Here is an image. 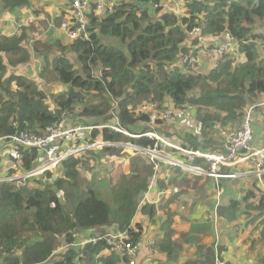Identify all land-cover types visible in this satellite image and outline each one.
Returning <instances> with one entry per match:
<instances>
[{"label":"trees","instance_id":"1","mask_svg":"<svg viewBox=\"0 0 264 264\" xmlns=\"http://www.w3.org/2000/svg\"><path fill=\"white\" fill-rule=\"evenodd\" d=\"M0 1L3 10L16 12L29 6L31 0ZM109 2L114 4L111 13L98 14L92 7L86 14L87 40L69 41L65 46L56 40L32 41L30 54L37 53L43 62L40 79L44 82L48 75H55L56 80L68 88L65 93L50 95L51 101L32 79L7 71L8 68L21 67L29 60V49L25 45L26 34L22 31V34L2 38L0 138L19 131L42 135L47 128L58 125L65 113H75L76 106L80 105V115L99 119L94 123L102 124H108L115 116L117 124L130 134L126 136L107 129L102 132L93 131L88 143L101 138L105 142L128 143L146 149L152 147L154 142L131 137L144 134L148 129L146 126L150 121L149 116L137 114L131 107L133 102L145 101L155 105L158 113L164 112L167 103L179 109L192 107L195 119L203 129L201 135L207 139L203 149L211 151L214 139H211L210 134L215 133L212 130L214 124L220 123L224 127L236 129L242 122L245 110L262 103L259 99L264 96V49L256 41L264 39V36L263 30L256 28L261 29L264 23V0ZM176 3L184 7L183 17L173 13ZM168 4L171 7L167 9L165 7ZM61 18L53 22L57 29L66 24ZM254 18L259 21L255 31ZM195 21L199 23L194 24ZM195 29H199L204 37L216 38L228 34L236 44L234 50H237L243 61L233 65L234 58L228 54L216 68H213L208 59L205 64L204 60L199 64L196 59L201 52L192 34ZM52 46L60 49L61 54L52 57ZM66 51L75 55L78 64L76 69L67 58ZM185 56H189L193 62L182 64V57ZM195 67L201 69L197 75L192 72ZM204 68L208 74L204 75ZM92 93L100 101L87 105V97H92ZM113 104L116 110L111 115ZM258 113L261 115L257 122L264 114V107L258 108ZM156 123L161 122L157 120ZM84 124L87 126L89 123ZM136 127H140V130ZM193 137L191 140L188 137V140L190 147L196 149V138ZM111 149L102 148L99 151L108 154ZM97 151L89 150V153L66 159L58 166L57 173L60 175H56L55 180L52 179L53 174L46 172L39 179H34L37 186L32 188H17L11 182H1L0 264L128 262L126 256L116 254L105 243H86L83 246H79V243L99 235L124 232H129L131 242L142 243L143 226L135 224L132 227V220L137 213L139 201L150 190L152 168L142 158H133L128 175L117 174L114 170L109 179L107 185L110 190L104 195H113L114 203L108 205L100 198L101 192L95 193L91 189H87L86 197L76 203L80 180L78 168L84 165L86 170H90V158ZM17 153L21 154L22 171L30 172L36 167L40 157L36 149H19ZM123 157L126 159L128 156ZM200 163L195 161V165ZM238 179H219L222 183L218 185L224 191L221 197V214L227 212L231 217L241 219L249 214L256 215V212L257 217H262L264 191L256 190L260 196L257 202L253 192H245L237 199L234 193ZM196 180L204 182L201 177ZM165 187V181L160 180L154 184L152 192H149L163 191ZM190 187L189 182L185 184V188ZM173 199L175 198L170 202ZM240 202L244 203V208ZM168 207L169 205L165 206L161 202L158 205H145L141 209L149 225L166 216L164 233L162 231L158 235L160 237L153 245L158 251L157 264H175L179 254L175 253V249L178 251L183 247L172 240L173 212ZM238 218L236 221H239ZM204 227H209V224ZM134 229L138 231L133 233ZM260 237L264 243V230ZM197 238L185 237L193 246L198 242ZM196 247L197 251L203 248ZM208 256L221 262L219 254L216 252L215 257L211 249Z\"/></svg>","mask_w":264,"mask_h":264},{"label":"built area","instance_id":"2","mask_svg":"<svg viewBox=\"0 0 264 264\" xmlns=\"http://www.w3.org/2000/svg\"><path fill=\"white\" fill-rule=\"evenodd\" d=\"M68 1L67 13L72 16L73 28L69 32L67 31V37L70 41L74 40H87L88 35L86 31V14L93 9L98 14L111 13L114 10V4L109 0H66ZM195 39L197 40V46L200 52L204 50V40L206 37L201 36L198 29L192 31ZM226 45L210 47V55L208 60L212 62L213 68L219 66L224 60L225 56L231 52H226L227 48L235 47V42L228 34H225ZM264 40V39H263ZM264 47V44H263ZM233 52V51H232ZM193 62L189 56L182 57V64H190ZM264 103L255 104L249 106L243 115L240 126L236 129H230L222 126L220 123L213 125L212 130L217 134L219 140L215 141V144L219 143L217 148L211 151H204V139L202 137V127L196 122L194 117V110L192 107L179 109L174 107L172 104L167 103V107L164 112L159 116L160 122H173L175 125H180L185 131H191L192 136L196 138L197 148H188L182 146H173L169 140L166 142L162 141V137H157L155 134H141L132 136V138L145 137L154 142L152 148L154 152H149L147 149H143L132 144L124 145L129 146L134 152H149L152 158H162L161 162L168 165H172L181 169L183 172L194 176L203 177L208 176L214 178L218 182L221 177H228L237 179L244 172L227 173L223 175L225 169L237 168L238 165H246L251 163L253 170L249 173H253L259 183H262L264 178V144L261 147H256L254 144V127L256 124V115L258 108H263ZM195 121H193V120ZM63 120L56 126L47 128L42 135H36L30 131H19L8 137L0 138V145L2 147L9 148L13 154L0 153V157L7 158V164L4 165L0 158V183L13 181L17 178L28 179L39 176L46 171H54L58 168L61 162L72 156L83 155L89 150H95L102 148L117 147L120 148L119 144L105 142L101 138H96L92 143H88L91 138L93 131H103L104 129L110 130L111 132L130 136L117 124V119L113 116V119L107 124L102 123H90L87 126L80 125L77 127H66ZM13 125H16L13 123ZM158 145H162L164 149L169 147L173 150L172 154H179V157L161 153ZM36 149L38 152L44 154L43 160L39 161V166L33 171L22 173L20 172V153H17L19 149ZM156 149V150H155ZM13 161L9 160V157ZM15 157V158H14ZM158 157V158H156ZM182 158V159H181ZM18 160L14 161V160ZM200 161L199 165H195V161ZM8 166V167H7ZM160 165L156 167V171ZM15 171L14 178H7L10 171ZM144 202L149 203L148 196L139 203L141 207ZM138 207V209H139ZM138 230L134 229L133 233ZM129 232L124 233H109L99 235L91 240L83 241L80 245L86 243L96 244L99 242L105 243L113 252L116 254L127 257L128 262L126 264H137L139 253L141 250V243H133L129 240ZM79 245V246H80ZM221 264V263H220Z\"/></svg>","mask_w":264,"mask_h":264},{"label":"crops","instance_id":"3","mask_svg":"<svg viewBox=\"0 0 264 264\" xmlns=\"http://www.w3.org/2000/svg\"><path fill=\"white\" fill-rule=\"evenodd\" d=\"M55 1L56 0H31L29 6L22 7L21 9L16 10V12L5 11V10H3V8L0 4V37L1 36H8V34H10V32H12L11 36H14L16 34H22L21 33L22 31H23V33L26 34L27 37L29 36L28 28H25V30H21L20 32H18L17 29L13 30V28L16 26L15 22L12 19L6 20V18H4V16L19 15V16H22L23 20H25L26 15L29 16L31 13L33 18H35L36 20H38L39 15L45 16V14H48V15H46L47 18H50V15L54 14L55 10H57L55 8V5L53 4ZM58 5L60 7L59 8L60 10L58 11V16L55 17L56 18L55 21H58L59 18L62 17L61 19L65 20V22L67 24L70 21L69 20L70 15L63 13V12H65V6H61L60 4H58ZM32 6H35V9L33 8L34 10H32ZM27 10H29V12ZM35 12H37V15H35ZM29 18H31L29 21H33L31 16H29ZM41 22H45V19L41 20ZM220 37L225 38L224 34L221 35ZM220 37H217L215 39L211 38L210 40H213V42H215L216 44L221 45V44H223L224 40H223V38H220ZM3 38H5V37H3ZM29 41H31V40H29ZM225 42H226V40H225ZM29 54H30V50H29ZM33 62L36 63V60L33 61L32 55L30 54L29 60L26 63H24V65H22L21 67L17 68L18 72H23L24 74H21V75H25L29 78L32 77L35 74L34 73H31V74L28 73V75H27V72L31 71L30 69L32 68ZM7 71H9V73H10V72H13L14 70L11 68H8ZM35 82L40 83V84H44V83H42V81L39 80L38 76L37 77L35 76ZM194 114H195V112H194ZM260 115H261V113H257V115H256V124L264 125V114L261 117V119L258 120V122H257V119L260 117ZM256 124H255V126H256ZM255 130H256V127L254 128V134L256 132ZM190 132L191 131H185L184 130L182 135H179V138H181L183 142L181 140H179V143L177 144L178 146L192 148V147H190L191 143L188 140V137L190 138V140H191V137H193ZM144 134H146V133H144ZM259 135H260L259 140H256L255 136H254V144L256 147L263 146L262 141L264 142V140H263L264 137L261 136V134H259ZM141 138H145V137H141ZM193 138H195V137H193ZM145 139H147L149 141L148 138H145ZM206 140L207 139L204 138L205 142H206ZM220 142L221 141H219V143H217V144L214 143V145L211 148H213V150H214L215 148L218 147ZM120 148H122V146H120ZM2 152H4L7 155L13 154L9 150V148H6V147L4 148L0 145V153H2ZM142 153H143V151H142ZM111 155H113V154H111ZM41 156L43 158L44 154L42 155L40 153V157ZM174 156L180 158V155L177 153L174 154ZM0 158L3 162V164L6 165L7 164V158L6 157H4V158L0 157ZM94 158H95V156H94ZM94 158L91 157L90 159L93 160ZM121 158H122V156H121ZM18 160L19 159H17L16 161L18 162ZM117 160H118V158L111 156V162L118 163ZM143 160H144L146 165L152 164L150 162V160H148V161L146 159H143ZM121 165H125L124 167H126V165H128L127 166V171H128L129 164H128L127 160H126V162H123ZM159 165L164 170L159 172V170H160V168H159L156 172L152 171L151 181H150V183H152V184L150 185L149 191L152 192L153 186H154V184L157 183V181H160V180L165 181V185H166L167 179H170L168 187L167 188L165 187V189L162 191L164 196L161 198V201L156 202L155 200H156V197L158 196L159 192L150 193L148 191L142 197V200L145 196H148L151 199V202H149V203L144 202V204L141 207H139L136 215L134 216V218L132 220V227L135 224H142V226H143L142 243H145V244L142 245V247H143L142 253L144 251L146 253H148L150 248L151 249L154 248L153 245L155 243V240H153V244H150V242H148L149 238L148 239L144 238V233L147 236V234H149L148 228L150 226H152V227L156 226V227H158V229L154 228V233L160 231V235H161L162 234L161 232L163 230H165L164 221L166 220V216L161 217L160 221H156L154 224L149 225L148 222L146 221V219L144 218V215L142 214L141 209L145 205H148V204L154 203L155 205H158L161 202H163V205H165V206L169 205L168 209L171 208V212H173V216L171 218V221H172V224H171L172 240L176 241L177 243H179L183 246L182 250L178 249V251H176V249H175V253H179L178 254V260L175 264H186L187 262H190L192 264H220V263L221 264H261L259 259H257V253L256 252H259L258 255H260V254H263V251L260 250V246L256 243H258L257 239H259L260 243H263L261 240L260 234H261V231L264 229L263 228L262 229H255V228H253L252 223H251V219H256L257 213L255 212L256 215L249 214V216H243L241 219L238 218L237 216L231 217V215H229L227 212H225V213L222 212V214H221L220 206L223 203V201L221 200L222 199L221 197L223 196L224 191L222 188H220L221 186L219 187L218 184L222 183L221 182V181H223L222 179L229 180L232 178L221 177V178H219L221 181L219 180L217 182L213 178L206 176L205 181H204L205 183L203 182V184L201 186H198V187H200V191H198L199 196L195 195L194 200H189V198L187 197V195L189 193L187 191H185V190H188V188H185V184H188V182H192V181H196V180H194L190 177H186L185 173L182 172L177 167L167 166L166 164H163V163L162 164L160 163ZM253 168H254L253 165L251 163H248V164L242 165V166L238 165L237 168L225 169L223 171L224 176L227 175V173H231V172H233V173L244 172L245 173V174H242L239 177H237V178H239L238 183L240 182V180H242L244 185L248 184L249 186L252 187V189H245V188L240 187L241 189L235 190L234 194L237 197V199H240L241 196L245 194V192H253L256 196L255 201L257 202V199L260 196L256 192V190L258 189V190L264 191V179H263V182L260 184L257 181L251 182L252 179L255 178V175L253 173H249L253 170ZM141 169H142V164H141ZM113 171H114V169L111 172H107L110 175V177L113 175ZM127 171H124V173H127ZM54 172L55 171H53L52 173H54ZM53 176H56L55 173ZM201 178L204 179V177H201ZM36 179H39V178H36ZM33 182H36V181L33 179L32 183ZM115 183H116V179L113 180V184H115ZM206 189L210 191V195L212 193H215L216 198H211L210 200H212L213 202L209 201V204L204 205L205 202H202V201H204L203 200V198H204L203 193H204V190H206ZM182 191H185V192H182ZM215 191H217V192H215ZM239 192H241V193H239ZM173 197L175 199H173L170 202V200ZM238 201H240V200H238ZM201 203L203 204L204 209L200 212V210H198L196 207L199 206ZM240 203H241V207L244 208V206H245L244 203H242V202H240ZM187 205H190V207H193V208L188 210L185 207ZM199 213H201V215H203V217L205 219L204 223L196 221L193 218L195 216V214L198 215ZM204 213H205V216H204ZM236 218H238L239 221H236ZM195 222H197L199 224L195 225ZM214 222H216V223H214ZM208 224H209V227H204L205 225H208ZM187 229L190 230L192 232V234L197 235L196 237H198L197 238L198 242L197 243L195 242L196 243L195 246L190 245L189 242L185 239V237L187 236L185 233ZM197 232H198V234H197ZM163 233H164V231H163ZM158 235H157L156 239L160 237ZM202 235H204L208 239L207 240L202 239L201 238ZM254 235H257V236H254ZM241 237H243V240L241 239ZM247 237H249L248 241H247ZM255 237H257V238H255ZM201 241H202V245L199 244V242H201ZM244 241H247V242L251 241L250 246H249V244H247V242H244ZM81 243H79V245ZM80 246H83V245H80ZM196 246H201L203 248L200 251H197L198 249ZM249 247H250V249H249ZM209 249H211L215 253V257H216V252L219 254L221 262H218L215 258L208 256ZM248 249L251 251V254L249 253ZM58 251H56V253H58ZM242 251L248 252V254H242ZM157 252L158 251L154 252L155 254L153 253L152 256L156 255ZM196 252H198V253H196ZM199 253H201L200 256H199ZM241 255L244 258H240ZM237 259L239 260V262H237ZM157 262L158 261L154 257V261L152 260V263L157 264ZM137 264H139V263L137 262Z\"/></svg>","mask_w":264,"mask_h":264},{"label":"rangeland","instance_id":"4","mask_svg":"<svg viewBox=\"0 0 264 264\" xmlns=\"http://www.w3.org/2000/svg\"><path fill=\"white\" fill-rule=\"evenodd\" d=\"M0 4H2L1 1H0ZM53 4L55 5V8L57 10H55L54 14L50 15V18H47L46 15H48V14H45V16L39 15L38 20H36L35 18H33L31 13H30L29 16L32 17L33 21H29L31 18H29L28 15H26V19L25 20H23L22 16H19V15L4 16V18H6V20L7 19H12L15 22L16 26L13 28V30L17 29L18 32H20L21 30H25V28H28L29 36L28 37L26 36L27 41H26L25 45L31 51H32V41L33 40H38V39H41V40H44V39L56 40L59 43H61V45H63V46L69 44L70 39L67 37V31L70 32L72 30V28H73V20H71L72 19L71 14H70V19H69L70 21L67 24H65L64 27L57 29V28L54 27V23H53L55 21V19H56L55 17L58 16V11L60 10L59 9L60 7H59L58 4H60L61 6H65V12H63V13L64 14H68L67 13L68 1H66V0H56ZM164 4H166V2ZM174 5H175V7L173 8V13L176 16L183 17L184 14H185L184 13V11H185L184 7L181 6L180 3H176ZM168 7H171V4H168L165 8L168 9ZM33 8L35 9V6H32V10H34ZM27 11L29 12V10H27ZM43 19H45V22H41V20H43ZM85 19H86V26H87L88 25L87 18L85 17ZM199 20L201 22L202 21V17H200ZM196 23H199V22L195 21L194 24H196ZM258 24H259V21H257L256 18H254V23H253L254 31H255V28L258 26ZM261 26H262L261 29L260 28H256V29L263 30L262 36H264V23H262ZM198 32L200 33L199 29H198ZM11 35H12V32H10V34H8V36H1L0 37V41L2 40L3 37H11ZM217 37H220V36H216V38ZM211 38H212L211 36H207L206 37V41L204 40V51L201 52L199 57H197V59H196V60H199V64H201V62L203 60H204V64L207 62V58L210 55L209 46L210 47H215V46H221L222 47L223 45H226L225 44V39L226 38L220 37V38H223V40H224L223 44H221V45H218L215 42H213V40H210ZM212 39H215V38H212ZM29 40H31V41H29ZM256 43H258L257 45H259L261 48L264 49V47H263L264 40L263 39L262 40L258 39L256 41ZM52 48H53L52 49L53 52H52V55H51L52 57H55V56H58V55L61 54V50L60 49H54V46H52ZM228 51L231 52L229 54V56L231 58H234L233 62H232L233 65L243 61L242 57L239 55V53L237 52L236 49L233 51V47H231L230 49L227 48L226 52H228ZM31 54H32L33 61L36 60V63H34V62L32 63V68L30 69L31 71L27 72V75H28V73H30V74L34 73L35 75H33L30 78L35 82V76L39 77V74L42 73V71H43V62H42L41 58L38 56L37 53L32 52ZM65 54H66L67 58L70 60V62L72 63V65L74 66V68L76 69L78 64L76 62L75 55L73 53H68L67 51H66ZM13 70H14V72H17V74H24L23 72H18V70L16 68H14ZM192 72L195 73V75H197V74H199L201 72V69L195 67V68L192 69ZM202 72H203V70H202ZM206 72H207V70L204 68V75L208 74ZM95 76H97V73H95ZM39 80L42 81L40 79V77H39ZM42 83H44V84L37 83L38 87L40 89H42L43 92H45V94L48 96V99H49L50 95L62 94V93H65L68 90V88L66 86L62 85L61 83H59L56 80L55 75H48L47 77L44 78V82L42 81ZM90 96H92V97H87V105L97 104L100 101L99 98L95 94L92 93ZM263 101H264V96L259 99V102L264 103ZM47 103L49 104L48 101H47ZM131 107H132L133 110H135V112L137 114L142 113V114H147L149 116V120L150 121L147 122L148 125L146 127L148 129L145 132L146 134H155L157 137H162V141L163 142H166L167 140H169L173 146H176L179 143V140L182 141V139L179 138V135H182L184 129H182L180 125H175L171 121L170 122H166V123H162L161 122L159 124L156 123L157 120H160L159 116L161 115V113H158L156 111V106L155 105H151L149 102H145L144 101V102H140V103L139 102H133ZM189 107L190 106H188L187 108H189ZM50 109H52L51 104H50ZM81 110H82V107L80 105H77L76 109H75V113H71V114L70 113L69 114L65 113V115L63 116V119H62L63 120L62 124L64 123V125L66 127H77V126L83 125L84 123H89L90 124L92 122L100 121L99 119H93L91 117L80 115ZM115 110L116 109H115L114 104H113L111 115L115 114V112H114ZM195 115L196 114H194V117H193L194 119H195ZM255 127H256V130H255L256 132H255L254 136H255L256 140H259V136H260L259 134H261V136L264 137V125L256 124ZM136 128H137V130H140V127H136ZM136 128H134V129H136ZM162 128L163 129L165 128V129L163 130ZM99 132H102V131H99ZM210 135H211V139H214V141H218L219 140V138H218L216 133H211ZM202 137L204 139V135H202ZM121 144L128 145V143H119V145H121ZM123 145H121L122 148L111 147L112 149L110 151H111V154H113V155H111L110 153L102 154L99 151V149H95V150H98L97 154L95 155V158L93 156V158H94L93 160L91 159V161H89V163L91 164V169L90 170H86V167L84 165H83V167L78 168L79 169V173H80V180H79V185H78L79 197H78V199H76V203L78 201L83 200L86 197L85 194H86L87 189H91L95 193L101 192L102 196L100 198L103 199L104 202L107 203L108 205L114 203L113 202L114 201L113 195H111L110 193H107L106 195H104L107 192V190H110V187L107 185L109 183L110 175L107 172H111L114 169V170H116L117 174H126V175H128L129 174V168H128V171H127V166L128 165H126V167H124L125 165H121L123 162H126V160L128 161L129 166L134 161L135 158H143V159H146L147 161L150 160V162L152 163V164L150 163L151 164L150 167L152 168L153 172H156V167L159 166L160 163L161 164L163 163V162H161L162 158L156 157L158 159H154V158H152L151 154H149V152H154V150H152V148H146L149 152H143L142 153L140 151L139 152H134L131 149H127V147H129V146L126 147V146H123ZM158 148H159V151L161 153L168 154V155L170 154L172 156L174 155V154H172L173 150L171 148H169V147H166L164 149V147L162 145H158ZM87 153H89V152H87ZM111 156L118 158V160H117L118 163L111 162ZM121 156H122V158L124 160L121 158ZM123 156H128V157H126V159H125ZM163 164H166V163H163ZM166 165L174 167L172 165H168V164H166ZM159 168H160L159 172L164 170L162 167H159ZM124 171H127V173H124ZM55 175H58V173L55 172ZM185 176L186 177H190V178H192L194 180L199 179V177H194V176H191V175H189L187 173H185ZM203 177H204V181H205V177L206 176H203ZM263 179H262V182H263ZM255 181H257L259 183V181L257 180L256 177L254 179H252L251 182H255ZM12 182L16 183L15 187H17V188H22V187L32 188V187L37 186V184H35L34 182L32 183V181H27V180L22 179V178L14 179ZM169 182H170V179H167L166 188L168 187ZM151 184L152 183H150V185ZM189 184L191 186L190 189L185 190V191H187L189 193L187 195L189 200H194L195 195L199 196L198 191H200V187H198V186H201L203 184V181H199V180L197 181L196 180V182L192 181V182H189ZM240 187L241 188H245V189H252V187L249 186L248 184L244 185L242 180H240L239 183L238 182L235 183V190L241 189ZM239 193H241V192H239ZM59 195H62V193H60ZM163 196H164V194L162 193V191H159V194L156 197L155 201L156 202L161 201V198ZM203 197H204L203 198L204 201H202V202H205L204 205H206V204H209V201L213 202L210 199L211 198H216V194L212 193L210 195V191L206 189V190H204ZM148 199H149V202H151V199L149 197H148ZM141 200L139 202H141ZM185 207L188 210L193 208V207H190V205H187ZM196 208L198 210H200V212H201L204 209V206L201 203ZM263 215H264V212H262V217H256V219H251V223H252L253 228H255V229L264 228V216ZM204 216H205V213H204ZM193 218L196 221H199V222H202V223H204V221H205V219H204L203 215H201V213H199L198 215L195 214V216ZM214 223H216V222H214ZM196 224H199V223L195 222V225ZM154 228L158 229V227H156V226H153V227L150 226L148 228L149 229V234H147V236H146V234L144 233V238L145 239L149 238L148 242H150V244H153V240L156 241L157 235L160 234V231L154 233ZM185 233H186L187 237L188 236H197V235L192 234V232L190 230H188V229L186 230ZM254 236H257V235H254ZM201 238L202 239H206V240L208 239L204 235H202ZM255 238H257V237H255ZM241 239L243 240V237H241ZM248 240H249V237H247V241ZM141 241H142V239H141ZM247 241H244V242H247ZM257 242L258 243H256V244H258L260 246V250L263 251V254H260V255H258L259 252H256L257 253V259H259L261 264H264V243H260L259 239H257ZM250 243H251V241L247 242V244H249V246H250ZM143 244H145V243H141V250H140V253H139V257H138V263L139 264H153L152 260L154 261V257L157 260V253H156V255L152 256V254L154 252H156V248L155 247L152 248V249L150 248L148 253H146L145 251L142 253V251H143L142 245ZM199 244L202 245V241L199 242ZM249 249H250V247H249ZM249 249H248V251L251 254V251ZM242 254H248V252L242 251ZM240 258H244V257H242V255H241ZM237 262H239L238 259H237Z\"/></svg>","mask_w":264,"mask_h":264},{"label":"clouds","instance_id":"5","mask_svg":"<svg viewBox=\"0 0 264 264\" xmlns=\"http://www.w3.org/2000/svg\"><path fill=\"white\" fill-rule=\"evenodd\" d=\"M224 37H225V34H224ZM226 40V39H225ZM234 51V50H233ZM149 141H151V140H149ZM39 153H41V152H39ZM42 155H43V153H41ZM9 157V156H8ZM20 157H21V154H20ZM9 160H11V161H13L10 157H9ZM43 160V158H42V156L41 157H39L38 158V161H37V165H36V167L33 169V171L39 166V161H42ZM14 161H16V160H14ZM20 165H19V168H20V172H22V173H27V172H24V171H22V165H21V158H20ZM58 169V168H57ZM57 169L56 170H54L55 172L57 171ZM46 172H49V173H51V174H53L54 175V173H52V172H50V171H46ZM46 172H44V173H42V174H40L39 176H36V177H32V178H28V179H26L27 181H32L33 179H36V178H40V177H42ZM16 173H15V171L14 170H11L10 171V174H9V176L7 177V178H14ZM53 177H56L57 178V176H53ZM53 177H52V179H53ZM9 182H11V183H13V184H15L16 185V183H14V182H12V181H9ZM1 184V183H0ZM140 203V202H139ZM139 203H138V205H139ZM109 234V233H108ZM111 234V233H110Z\"/></svg>","mask_w":264,"mask_h":264},{"label":"water","instance_id":"6","mask_svg":"<svg viewBox=\"0 0 264 264\" xmlns=\"http://www.w3.org/2000/svg\"><path fill=\"white\" fill-rule=\"evenodd\" d=\"M56 179V177H53V180H55Z\"/></svg>","mask_w":264,"mask_h":264},{"label":"bare ground","instance_id":"7","mask_svg":"<svg viewBox=\"0 0 264 264\" xmlns=\"http://www.w3.org/2000/svg\"><path fill=\"white\" fill-rule=\"evenodd\" d=\"M192 57V56H191ZM193 59V58H192Z\"/></svg>","mask_w":264,"mask_h":264}]
</instances>
